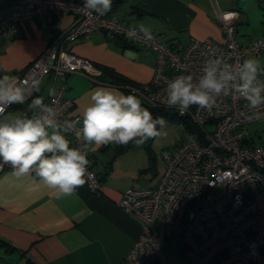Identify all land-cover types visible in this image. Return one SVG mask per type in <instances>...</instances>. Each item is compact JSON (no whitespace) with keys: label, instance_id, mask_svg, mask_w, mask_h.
<instances>
[{"label":"built area","instance_id":"1","mask_svg":"<svg viewBox=\"0 0 264 264\" xmlns=\"http://www.w3.org/2000/svg\"><path fill=\"white\" fill-rule=\"evenodd\" d=\"M210 1L224 42L192 38L178 50L153 34V39L147 40L138 28L132 31L134 27L117 18L112 7L103 16L88 14L83 9L84 0H12L10 10L0 16L1 40L17 35L21 23L43 13L73 15L72 23L23 72L15 75L29 85L35 82L37 87L43 77H48L56 94L48 95L44 102L58 110L61 125L82 120L72 113L74 103L66 96L68 76L98 78L102 74L91 61L68 51L65 45L102 31L155 55L150 81L123 85L127 92L136 94L146 105L187 117L197 127L196 132L185 130L177 147L162 149L165 168L155 186L128 187L122 192L119 204L139 222L140 233L121 264H169L164 244L172 236L183 242L187 264H264V143L252 145L246 129L264 119V106L249 111L243 98L221 95L211 109L193 105L181 116L164 103L167 81L181 74L198 78L208 53L239 64L247 55L264 52V38L245 44L238 42L237 11L222 10L214 0ZM260 79L264 81V76ZM36 93L33 89L32 96ZM33 112L39 114V109ZM253 112L259 113V118L247 119L246 115ZM211 125L213 129L209 130L207 127ZM81 126L75 125L77 129ZM65 135L70 147H83V141L77 140L73 131ZM87 158L89 165L84 179L88 189L97 193L102 171L92 165L90 151ZM8 170L14 171L0 161V173Z\"/></svg>","mask_w":264,"mask_h":264},{"label":"crops","instance_id":"2","mask_svg":"<svg viewBox=\"0 0 264 264\" xmlns=\"http://www.w3.org/2000/svg\"><path fill=\"white\" fill-rule=\"evenodd\" d=\"M214 2L222 10L238 12L235 25L239 43L264 38V0ZM11 3L0 0V16L10 10ZM112 12L131 27L144 24L177 50L192 38L224 42L210 0H112ZM72 21L70 13H43L21 23L17 35L0 40V69L4 70L0 75L23 72ZM65 46L102 71L98 78L80 74L67 78L66 96L74 103L72 113L81 118L96 88L128 95L123 85L147 83L152 77L155 55L108 33L95 32ZM247 58H256L264 68V52ZM106 69L115 73L118 84L112 77H103ZM38 89L36 96H48V77L41 79ZM30 102L13 106L6 114H24ZM142 106L149 109L143 102ZM261 122L264 119L246 127L252 145L264 143V131L254 127ZM155 139L141 146L130 142L122 152L119 145L112 144L89 150L92 165L104 172L97 193L91 192L85 181L73 194L61 195L34 173L16 176L14 171L1 172L0 264H121L140 233V224L119 201L126 188L153 187L160 179L165 146L161 148ZM174 143L168 141L165 148H175L178 143Z\"/></svg>","mask_w":264,"mask_h":264},{"label":"clouds","instance_id":"3","mask_svg":"<svg viewBox=\"0 0 264 264\" xmlns=\"http://www.w3.org/2000/svg\"><path fill=\"white\" fill-rule=\"evenodd\" d=\"M111 7L112 0L83 2L88 14L103 16ZM136 30V27L132 29ZM138 31L145 39H153L150 28L144 24L138 26ZM207 55L209 58L203 63L198 78L181 74L167 81L164 100L167 108H175L183 116L193 105L211 109L221 95L243 98L249 111L264 106V81L260 79L264 76V68L256 58L231 64L214 52ZM33 89L39 91L35 82L29 85L14 75H0V161L10 165L16 176L34 173L61 195H71L85 183L89 150L94 152L101 146H124L130 142L141 146L160 135L157 126L162 129L166 125L164 117L153 118L136 94L124 95L107 87L93 90L82 120L65 121L61 125L58 110L45 104L42 96H32ZM55 94L54 88L49 89V96ZM29 97H32L31 102L24 114H6L12 105L24 104ZM52 104H55L54 99ZM34 109H39V114L33 112ZM259 116L253 112L246 118L251 120ZM76 124L82 126L77 129ZM69 131L83 141V147H70L65 135Z\"/></svg>","mask_w":264,"mask_h":264},{"label":"rangeland","instance_id":"4","mask_svg":"<svg viewBox=\"0 0 264 264\" xmlns=\"http://www.w3.org/2000/svg\"><path fill=\"white\" fill-rule=\"evenodd\" d=\"M171 115L172 114H166V116H160L164 117L166 120V125L164 128L161 129L160 126H157L158 130L160 131V135L156 137L155 141L156 144L161 148H163V146L166 147L167 145L165 144L168 141L175 142L174 144L178 143L175 146L177 147L184 136L185 128L182 126L181 122L178 121L179 119L177 116L172 117ZM254 127L259 131H264V122H261ZM207 128L211 130L213 129V125L208 126ZM182 246L183 242L178 236H172L169 241H165L164 252L167 256L169 264H187L183 256Z\"/></svg>","mask_w":264,"mask_h":264},{"label":"trees","instance_id":"5","mask_svg":"<svg viewBox=\"0 0 264 264\" xmlns=\"http://www.w3.org/2000/svg\"><path fill=\"white\" fill-rule=\"evenodd\" d=\"M103 73H104V75H103L104 78L105 77L107 78V76L112 77V79H115L114 80V83L115 84H118L119 78H116V76L114 77L113 74L115 75V73H113L111 70H107V69L106 70H103ZM127 94H129V93H127ZM146 106L152 112L153 118H155L157 116H166V112H165L164 109L157 108V107H151L149 105H146ZM171 116L174 117V116H177V115L175 114V115H171ZM177 118L179 119L178 121L181 122V124L185 128V130L191 131V132H196L197 131V127L187 117H178L177 116ZM128 146H129V144L124 145V146L119 145L120 152L126 150ZM103 177H104V172H102L100 174V177H99L100 183H101Z\"/></svg>","mask_w":264,"mask_h":264},{"label":"water","instance_id":"6","mask_svg":"<svg viewBox=\"0 0 264 264\" xmlns=\"http://www.w3.org/2000/svg\"><path fill=\"white\" fill-rule=\"evenodd\" d=\"M165 112H166V114H172V115H174V114H175V112H174V111H172V110H166Z\"/></svg>","mask_w":264,"mask_h":264}]
</instances>
